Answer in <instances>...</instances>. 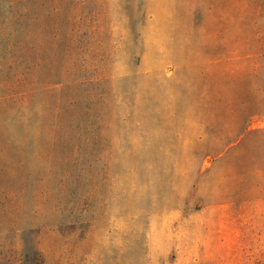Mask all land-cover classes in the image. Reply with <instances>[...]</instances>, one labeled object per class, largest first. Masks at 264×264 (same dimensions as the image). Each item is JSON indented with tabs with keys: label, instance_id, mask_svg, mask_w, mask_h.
Listing matches in <instances>:
<instances>
[{
	"label": "rangeland",
	"instance_id": "1",
	"mask_svg": "<svg viewBox=\"0 0 264 264\" xmlns=\"http://www.w3.org/2000/svg\"><path fill=\"white\" fill-rule=\"evenodd\" d=\"M9 1L0 264H264V0Z\"/></svg>",
	"mask_w": 264,
	"mask_h": 264
},
{
	"label": "trees",
	"instance_id": "2",
	"mask_svg": "<svg viewBox=\"0 0 264 264\" xmlns=\"http://www.w3.org/2000/svg\"><path fill=\"white\" fill-rule=\"evenodd\" d=\"M9 3H10V14H9L10 23L15 24V22H18L20 18L23 16L22 14L23 10L19 7V0H10ZM251 24L253 25L254 28H256L255 21H253ZM261 109L262 107L258 103L255 102L247 103L246 107L244 108L246 119L261 114Z\"/></svg>",
	"mask_w": 264,
	"mask_h": 264
}]
</instances>
